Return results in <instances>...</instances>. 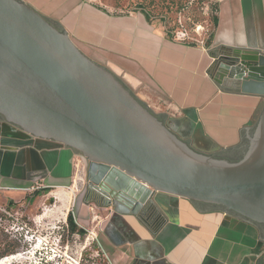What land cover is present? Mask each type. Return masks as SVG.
Returning <instances> with one entry per match:
<instances>
[{"label": "crops", "instance_id": "0c3cea01", "mask_svg": "<svg viewBox=\"0 0 264 264\" xmlns=\"http://www.w3.org/2000/svg\"><path fill=\"white\" fill-rule=\"evenodd\" d=\"M21 1L58 23L141 101L163 108L165 124L195 151H228L253 137L264 97L230 92L208 67L210 53L223 47L264 53V0H213L218 20L208 47L169 39L142 13L114 14L92 0ZM85 162L74 148L0 124V186L26 194L64 190L77 172L78 214L102 219L100 239L114 264H264V223L165 191L151 197L152 220L117 211L85 196Z\"/></svg>", "mask_w": 264, "mask_h": 264}, {"label": "water", "instance_id": "95a60500", "mask_svg": "<svg viewBox=\"0 0 264 264\" xmlns=\"http://www.w3.org/2000/svg\"><path fill=\"white\" fill-rule=\"evenodd\" d=\"M210 56L216 83L264 97V53L223 47ZM0 114L4 127L77 150L83 192L96 203L152 220L151 197L165 191L264 223V106L239 160L200 154L21 0H0Z\"/></svg>", "mask_w": 264, "mask_h": 264}, {"label": "rangeland", "instance_id": "374dc122", "mask_svg": "<svg viewBox=\"0 0 264 264\" xmlns=\"http://www.w3.org/2000/svg\"><path fill=\"white\" fill-rule=\"evenodd\" d=\"M92 1L101 8L110 9L114 14L139 11L144 5L150 14L156 16L152 18L151 24L162 27L164 32H176L179 40L187 37L189 41L204 44L213 30L211 19L214 12L211 11L208 0H189L183 7L176 5L177 0ZM95 62L107 68L102 63ZM131 94L139 99L135 93ZM141 102L153 114L160 115L165 121L168 119L163 108ZM198 153L210 155L211 151L206 153L199 149ZM78 178L76 172L72 181L74 186L70 184L64 190L45 188L38 193L33 190L27 194L10 192L0 186V207L5 209V212L0 211V241L16 247V252L1 258L0 264H114L100 239L102 219L93 218L90 211L78 214L79 198L75 193L82 186L81 179ZM69 211L72 212L77 227L85 231L84 235L69 231L66 223Z\"/></svg>", "mask_w": 264, "mask_h": 264}, {"label": "trees", "instance_id": "16d2710c", "mask_svg": "<svg viewBox=\"0 0 264 264\" xmlns=\"http://www.w3.org/2000/svg\"><path fill=\"white\" fill-rule=\"evenodd\" d=\"M197 1L203 2L205 0H197ZM208 1L210 2L209 6H210L211 11L214 12V16H212V19H211V21L213 23V30L209 34L208 39L206 40V42L203 44L206 47H208L210 45V43H211V40H212V37H213V31H214V29L217 26V20H218L217 19L218 3L216 1H213V0H208ZM150 2H148L149 5L151 4ZM187 2H189V0H185V3H184V0H177L176 1V5H179L180 7H183V6L186 5ZM99 8H101V7H99ZM132 12H140V13H142L148 23H151L152 18H156L155 15L150 14V12L147 11L146 8H144V5L141 6V9L139 11H132ZM127 13H129V12H126V13H123V14H127ZM160 20H162V17H160ZM53 23L55 24V26L57 28L61 29L58 24H56L55 22H53ZM165 35L169 39H174L177 36V33L168 30V31L165 32ZM181 42L184 43V44H187V45H196L197 44V43H195V41H189L187 39V37H183ZM121 83L128 89V87L122 81H121ZM130 93H132V92L130 91ZM137 100L139 101V99H137ZM139 102L142 103L141 101H139ZM142 104L144 105V103H142ZM156 116L160 120H162L163 122L165 121L164 118L161 117L160 115L156 114ZM228 159L230 161L239 160V158H228ZM0 218H1V214H0ZM66 223L68 225V229H69L70 232L77 233V234H80V235H84L85 231L83 229L77 227L76 223L74 222L73 215H72L71 211H69L67 213V215H66ZM1 230L2 229L0 228V233H1ZM15 252H16V247L14 245H12V244H8V245L2 244L1 241H0V259L3 258L4 256L10 255V254H14Z\"/></svg>", "mask_w": 264, "mask_h": 264}, {"label": "flooded vegetation", "instance_id": "af4514ba", "mask_svg": "<svg viewBox=\"0 0 264 264\" xmlns=\"http://www.w3.org/2000/svg\"><path fill=\"white\" fill-rule=\"evenodd\" d=\"M53 25H55L51 20H49ZM5 121V118H4V116L2 115V114H0V122H4ZM164 122H166V121H164ZM173 132V131H172ZM173 133H175V132H173ZM176 134V136H178L179 137V135H177V133H175ZM181 140H184L185 138H181V137H179ZM186 140V139H185ZM184 140V142H186L187 143V141H185ZM188 145H189V143H187ZM190 146V145H189ZM191 147V146H190ZM246 147H247V144H243V145H241V146H239V147H235V148H233V149H230V150H228V151H222V152H217V151H211V153H210V155H213V156H215V157H221V158H223V159H227V160H229L228 158H239L240 159V157L243 155V153H244V151H245V149H246ZM192 148V147H191ZM193 149V148H192ZM195 150V149H194Z\"/></svg>", "mask_w": 264, "mask_h": 264}, {"label": "built area", "instance_id": "2783aa9c", "mask_svg": "<svg viewBox=\"0 0 264 264\" xmlns=\"http://www.w3.org/2000/svg\"><path fill=\"white\" fill-rule=\"evenodd\" d=\"M174 39H175V40H178V41H182V38H181V40H179V38H177V37H175ZM0 211H1V212H5V209L2 208V207H0Z\"/></svg>", "mask_w": 264, "mask_h": 264}, {"label": "bare ground", "instance_id": "6f19581e", "mask_svg": "<svg viewBox=\"0 0 264 264\" xmlns=\"http://www.w3.org/2000/svg\"><path fill=\"white\" fill-rule=\"evenodd\" d=\"M63 204V203H62ZM65 205V204H64ZM59 210V209H58ZM56 211V210H55ZM53 213V212H52ZM56 213H58V212H56ZM56 215V214H55Z\"/></svg>", "mask_w": 264, "mask_h": 264}]
</instances>
